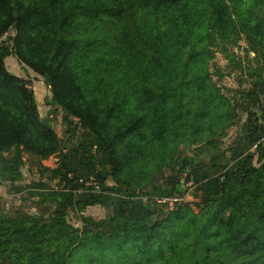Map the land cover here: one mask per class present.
<instances>
[{
	"label": "trees",
	"instance_id": "obj_1",
	"mask_svg": "<svg viewBox=\"0 0 264 264\" xmlns=\"http://www.w3.org/2000/svg\"><path fill=\"white\" fill-rule=\"evenodd\" d=\"M261 3L264 0H0V38L15 31L9 38L11 50L43 78L51 91L49 105L60 107L64 120L76 119L93 137L89 147L60 158L61 167L52 171L51 179L59 177L67 191L52 193L58 197L54 213L0 215L2 264H67L76 251L98 245L99 238L90 237L87 229L72 228L65 219L68 207L74 208L73 195L81 208L98 203L105 194L85 187L89 179L100 187L112 181V193L123 191L117 197L114 224L111 219L86 218L87 225L110 229L112 239L118 240L112 246L115 257L128 240L136 239L138 258L133 264H150L154 238L163 239V231L147 228L148 209L131 198L137 188L141 196L148 192L129 177L151 163L159 168L167 164L177 144L193 142L204 125L223 130L232 124L236 106L208 71L212 48L220 47L232 64L225 48L236 46L244 35L254 59L264 57V12L248 21L239 16L241 7L252 12ZM9 53L0 47V154L14 149L49 157L59 150L56 137L39 120L32 92L5 69ZM263 91L264 82L256 79L244 97L254 101ZM256 132V125L248 130L245 147L258 140ZM252 156L239 157L220 177H202L198 190L205 214L182 221L184 231L177 226L164 264H264V163L253 166ZM18 162L19 157L9 170L3 167L1 182L7 173H17ZM69 164L86 165L97 173H80ZM150 191L158 204L167 206L164 199L180 195L161 192L157 185ZM187 205L169 206L176 215ZM222 207L228 208L226 217L218 214ZM183 237L180 244L174 242Z\"/></svg>",
	"mask_w": 264,
	"mask_h": 264
},
{
	"label": "rangeland",
	"instance_id": "obj_2",
	"mask_svg": "<svg viewBox=\"0 0 264 264\" xmlns=\"http://www.w3.org/2000/svg\"><path fill=\"white\" fill-rule=\"evenodd\" d=\"M263 7V3L256 5L252 8V12L246 10V7L243 9L241 7L240 20L248 21L260 15L264 12ZM14 35L15 31L10 30L0 38V47L5 46L10 50L4 59L5 69L20 78L25 87L32 92L39 120L52 131L59 150L46 158L38 157L32 153L18 154L14 149L0 154V173L3 167L9 170L19 157L18 166H14L17 173L9 172L7 178L4 176L1 178L2 182L0 181V215L10 218H20L24 214L49 217L56 210L58 203L56 202L58 197L53 196L52 193L67 192L63 188L64 182L59 177L51 179L52 171L61 167L60 158L64 160L65 156L72 151L89 147L93 137L88 131L81 128L76 119L69 117V120H64L60 107L49 105L51 91L43 78L25 67L11 50L9 38ZM251 47L244 35L240 36L236 46H227L225 49L232 58V64L222 54L220 47L212 48L213 58L209 62L208 71L212 81L236 106L232 124L223 130L220 129L221 126L204 125L194 137L193 142L177 144L173 157L167 164L159 168L156 162L151 163L142 170L136 169V173L129 177L131 183L139 180L143 192H148V195L141 196L140 188H137L135 196L131 198L135 204L148 209L150 216L147 228H154L155 232L163 231L160 235V238L163 239H159L157 235L154 238L155 246L148 256L150 264L165 263L164 261L170 254V243L172 242L170 240L175 236L172 233H176L177 226L184 231V228L180 226L182 221L186 222L191 216L200 217L205 214L206 208L200 205L202 194L198 190L204 182L203 176L220 177L235 164L239 157L248 154L253 155L251 161L253 166L260 167L264 163V91L260 92L254 101L244 97L245 91L251 89L253 81L260 79L264 82V57L259 56L255 60V53ZM257 49H259L258 45ZM239 64H241V68H239ZM249 69L254 71L249 73ZM253 125H256L255 135L258 136V140L249 147H245L248 130ZM61 154L64 155L61 157ZM53 155L59 157L57 163L51 160ZM71 161L74 164V161ZM69 165L80 173L88 172L89 174L92 171V174L97 173V170H92L86 165L77 167ZM188 179L193 181L191 198L189 202H183L188 205L178 208L177 211L181 210V213L176 215L171 212L169 205L158 204L155 200L157 192L150 191L153 185H157L161 192L168 191L169 194L179 192L181 194V191L184 190L183 184L189 181ZM95 183L96 192L101 189L105 192V194H101L102 197H99L100 201L94 205L79 208L76 206L77 200L73 195L70 206H74V208L68 207L65 219L72 228L80 232L87 229L90 237L99 238L97 243L95 242L98 245L88 248V251H76L74 258L67 264H133L138 258L136 239L135 241L132 238L124 246L122 245L123 250L115 257L112 246L116 245L118 240L112 239L110 229L104 225L90 226L85 222L86 218H91L96 222L111 219L114 221L113 224L117 220L115 218L118 215L117 197L120 196L123 189L115 194L110 190L114 187L112 181L103 183L102 187L98 186L97 181ZM80 193L78 192V194ZM222 208L218 214L226 217L228 208ZM197 221L199 222L200 218ZM173 227H175L174 231ZM124 228L125 225L120 226L121 234L125 232ZM182 239L184 240V237L174 242L180 244ZM2 261L3 259L0 258V264Z\"/></svg>",
	"mask_w": 264,
	"mask_h": 264
},
{
	"label": "built area",
	"instance_id": "obj_3",
	"mask_svg": "<svg viewBox=\"0 0 264 264\" xmlns=\"http://www.w3.org/2000/svg\"><path fill=\"white\" fill-rule=\"evenodd\" d=\"M51 160L54 163H57L59 161V157L57 155H53V157L51 158ZM84 186L85 187L96 188V183H95L94 179H89V180H87V181L84 182ZM183 188H184V190L181 191L182 193L180 195H175V196H173L171 198L164 199L162 202H166L170 206H172L175 203L189 202L190 201V198H191L190 197V193H191V191L193 189V183H192V181H186L183 184Z\"/></svg>",
	"mask_w": 264,
	"mask_h": 264
}]
</instances>
